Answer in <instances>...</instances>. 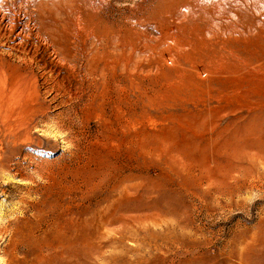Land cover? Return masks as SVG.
<instances>
[{"label":"rangeland","instance_id":"1","mask_svg":"<svg viewBox=\"0 0 264 264\" xmlns=\"http://www.w3.org/2000/svg\"><path fill=\"white\" fill-rule=\"evenodd\" d=\"M61 1L44 26L0 0V71L29 85L40 36L82 96L110 101L96 61L119 90L75 117L32 66L0 116V264H264V0Z\"/></svg>","mask_w":264,"mask_h":264},{"label":"bare ground","instance_id":"2","mask_svg":"<svg viewBox=\"0 0 264 264\" xmlns=\"http://www.w3.org/2000/svg\"><path fill=\"white\" fill-rule=\"evenodd\" d=\"M37 2L39 3V8H38V12L40 14V21H41V24L42 25H46V21L44 18H42L43 16L47 18V20L49 19H53V14L51 13L52 11L45 5V3L43 2V0H37ZM54 3H57V4H62V1L61 0H53ZM35 6V5H33ZM58 12V11H56ZM42 18V19H41ZM54 22V21H53ZM15 23V22H14ZM56 23V22H55ZM54 23V24H55ZM15 25V24H14ZM13 26V25H12ZM75 26V25H74ZM14 28V27H13ZM39 33V32H38ZM2 34V33H1ZM38 36V34H37ZM3 38V36H2ZM27 38V37H26ZM38 38V37H37ZM36 40V39H35ZM39 40L41 41H45L43 39L40 38L39 36ZM32 41V40H31ZM40 41V42H41ZM47 41V40H46ZM37 41L34 42L32 41L31 43V46H30V51H28V54L27 56L23 57L21 59V63H24L25 66H24V78L25 77H29V85H27L26 87H23V85H19V82L17 83L18 80H20L18 78V80L16 81L15 78L12 77V79H9V75L7 74V72L5 71H0V116L1 114L3 113L2 110H12V112L16 111L17 114L18 112H20L19 110H17V108H19V106H17V108L14 107V103L16 100H18L19 97H27V98H38L40 95L38 94L39 92V89H37V80H36V77H34L33 73H34V70H33V65L35 67H38V68H41L42 70H46L47 68L49 69V73H51V80L53 82V85H52V89H54V92H57L55 93L54 95V98H59L62 102V104H65L68 109H69V112H71L72 115H74L75 117L77 116L78 114V109L80 106H87L86 108L82 109V111L86 110L88 108L91 109V108H96V106L99 107V112L101 113H105V111L110 108V106H113L112 103H113V99L115 97V93L117 91V82L114 78H108V74L107 72L105 71V69L107 68V66H110L108 63L105 64V67L103 68V70H100L99 69V65H101V63L99 61H94L95 63H92L90 64V68H89V73L93 76L91 79V83H95L93 84L95 88H99L100 85L102 83H98V80L96 81V78L95 76H98L100 72L101 74H103L104 76V81L106 83H104L103 85V90H107L109 92V96L110 97V101L107 102L105 100H99L98 101V95L97 96H93V95H88L89 92L86 96H82L84 94H82L83 90H82V87H84V84H83V79L82 78H79L78 76H75L74 78H70L69 74H70V71H69V68H65L64 69V72H62V69L60 70V68L56 69V68H53V67H49V63L47 61V59L45 58V54L44 52L46 51V49H49V47H51L50 45L46 44V46L43 48V50L40 49V46L42 44L43 46V43H40ZM45 43V42H44ZM49 43V42H47ZM29 44V43H28ZM53 47V46H52ZM95 47V46H94ZM19 48V47H18ZM20 50V49H19ZM51 52V51H50ZM52 53V52H51ZM50 53V54H51ZM56 53V52H55ZM53 53V54H55ZM11 54V53H10ZM25 54V53H24ZM92 54V53H91ZM23 56V55H22ZM21 56V57H22ZM91 56V55H90ZM108 56H110V53L108 52ZM20 58V56L18 57V59ZM49 60V59H48ZM56 60V59H55ZM50 61V60H49ZM59 62V61H58ZM53 63V62H52ZM100 63V64H99ZM0 65L2 66L3 65V62H0ZM9 65V63H8ZM10 66V65H9ZM57 66V65H56ZM55 66V67H56ZM87 66V65H86ZM16 66H14L15 68ZM34 67V69H35ZM69 67V66H68ZM102 67V66H101ZM31 68V70L29 69ZM37 68V69H38ZM39 70V69H38ZM82 70V69H81ZM104 71V72H103ZM72 72V70H71ZM76 73V72H75ZM40 74V73H39ZM88 74V73H87ZM108 75V76H107ZM111 75V74H110ZM126 75V74H125ZM22 76V74H21ZM20 76V77H21ZM50 77V76H49ZM90 77V76H89ZM100 78V77H99ZM50 80V79H49ZM23 81V79H22ZM21 81V83H22ZM87 81V79H86ZM102 81V80H101ZM47 82V81H46ZM25 83V82H24ZM52 84V83H51ZM26 85V84H24ZM86 85V84H85ZM87 86V85H86ZM125 87H123L121 90L123 91ZM48 89V88H47ZM89 89V88H88ZM119 90V89H118ZM91 91V90H90ZM98 91V90H97ZM85 94H86V91L84 90ZM83 92V93H84ZM120 94V93H119ZM100 96V95H99ZM126 97V96H125ZM53 98V97H52ZM116 98V97H115ZM127 98V97H126ZM51 99V98H50ZM23 100V99H22ZM5 101V102H4ZM28 101V100H27ZM126 101V100H125ZM22 102V101H21ZM31 102V101H30ZM12 103V105H11ZM82 103V104H81ZM126 103V102H125ZM20 104V103H19ZM25 105L27 103H24ZM81 104V105H80ZM116 103H114L115 105ZM23 105V103H22ZM64 105V106H65ZM80 105V106H79ZM21 106V105H20ZM125 106V105H124ZM123 106V107H124ZM122 107V108H123ZM121 108V107H120ZM20 109V108H19ZM31 109V108H30ZM80 110V109H79ZM93 110V109H92ZM91 110V111H92ZM125 110V109H124ZM123 110V111H124ZM81 111V110H80ZM114 111V110H113ZM68 112V111H67ZM98 112V111H97ZM72 117V116H71ZM106 122V121H105ZM72 125V124H71ZM75 126V125H74ZM30 191H33L30 189ZM29 193V192H28ZM35 193V192H34ZM43 193V192H41ZM33 194V193H32ZM42 199V198H41ZM43 201V200H42ZM37 202V201H36ZM54 207V206H53Z\"/></svg>","mask_w":264,"mask_h":264}]
</instances>
